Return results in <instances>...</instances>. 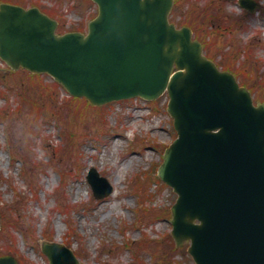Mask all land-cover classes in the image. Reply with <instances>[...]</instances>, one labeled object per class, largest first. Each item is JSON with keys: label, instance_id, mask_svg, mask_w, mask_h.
<instances>
[{"label": "rangeland", "instance_id": "obj_1", "mask_svg": "<svg viewBox=\"0 0 264 264\" xmlns=\"http://www.w3.org/2000/svg\"><path fill=\"white\" fill-rule=\"evenodd\" d=\"M37 5L59 30L85 28L93 0H0ZM180 0L171 12L206 44L205 52L264 100V0ZM241 68L245 71H241ZM240 69V70H239ZM168 95L94 106L50 74L12 70L0 58V254L49 264L45 241L73 249L80 264H193L172 237V187L158 178L177 132ZM95 166L114 186L97 199L87 180Z\"/></svg>", "mask_w": 264, "mask_h": 264}, {"label": "water", "instance_id": "obj_2", "mask_svg": "<svg viewBox=\"0 0 264 264\" xmlns=\"http://www.w3.org/2000/svg\"><path fill=\"white\" fill-rule=\"evenodd\" d=\"M94 1L88 31L64 33L38 6L1 3L0 57L51 74L94 105L168 92L178 136L158 175L178 194L176 246L190 244L195 264H264V102L204 54L191 27L170 21L174 0ZM87 178L96 198L114 190L96 167ZM43 251L50 264H80L63 243L44 242ZM0 264L19 261L3 254Z\"/></svg>", "mask_w": 264, "mask_h": 264}, {"label": "trees", "instance_id": "obj_3", "mask_svg": "<svg viewBox=\"0 0 264 264\" xmlns=\"http://www.w3.org/2000/svg\"><path fill=\"white\" fill-rule=\"evenodd\" d=\"M180 0H176V5L179 3ZM240 70V69H239ZM241 71H245L244 69L241 68ZM236 72V71H235ZM237 73V72H236ZM240 73V71H238V74Z\"/></svg>", "mask_w": 264, "mask_h": 264}]
</instances>
